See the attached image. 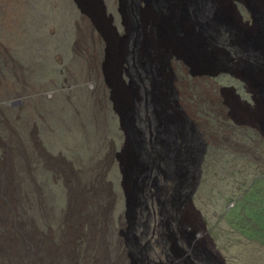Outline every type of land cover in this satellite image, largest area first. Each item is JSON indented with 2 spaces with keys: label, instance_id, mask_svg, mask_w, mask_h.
I'll use <instances>...</instances> for the list:
<instances>
[{
  "label": "rangeland",
  "instance_id": "obj_1",
  "mask_svg": "<svg viewBox=\"0 0 264 264\" xmlns=\"http://www.w3.org/2000/svg\"><path fill=\"white\" fill-rule=\"evenodd\" d=\"M99 1L0 0V228L17 215L28 230L32 224L51 235L47 252L57 264L72 260L65 245L72 221L82 222L75 240L90 264L102 257L100 219L114 222L115 241L124 229L118 221L129 222L126 135L116 106L123 87L111 40L113 26L125 34L133 24L123 18L129 0H101L118 24L104 22ZM121 67L130 85L129 66ZM176 73L189 114L196 111L202 131L213 134L194 198L208 233L228 264H264V128L252 121L263 117L233 113L240 114L237 95L255 105L233 76ZM245 120L259 126L257 135ZM11 241L3 236L2 250Z\"/></svg>",
  "mask_w": 264,
  "mask_h": 264
},
{
  "label": "water",
  "instance_id": "obj_2",
  "mask_svg": "<svg viewBox=\"0 0 264 264\" xmlns=\"http://www.w3.org/2000/svg\"><path fill=\"white\" fill-rule=\"evenodd\" d=\"M99 3L104 22L118 24ZM123 8L125 24L133 27L119 34L113 26L111 41L123 87L116 106L126 135L130 229L140 222L145 228L158 224L164 231L160 242L171 246L174 256H180L176 240L182 238L196 244L199 258L210 260L205 243L185 231L186 215L202 217L194 198L210 143L196 111L190 115L181 103L176 72L192 77L229 74L252 94L256 108L241 103L239 95L233 100L248 114L264 115V0H129ZM124 62L130 85L121 76ZM255 122L264 128V117Z\"/></svg>",
  "mask_w": 264,
  "mask_h": 264
},
{
  "label": "flooded vegetation",
  "instance_id": "obj_3",
  "mask_svg": "<svg viewBox=\"0 0 264 264\" xmlns=\"http://www.w3.org/2000/svg\"><path fill=\"white\" fill-rule=\"evenodd\" d=\"M176 85L178 87V83ZM180 100L184 109L188 111L189 103L182 100L181 92ZM239 100L249 109L253 110L256 108L254 104L252 105L251 103L242 100L240 97ZM254 122L252 123L248 120L244 121V123L252 129L253 134L257 135V130L259 128ZM247 129L248 127H246V131L243 133L241 132V135L237 134L235 138L248 136ZM212 135L213 134L210 132H203V136L206 140L208 136ZM255 145L257 148L259 147L261 149L260 141L256 142ZM248 151H252L255 155V150H253L252 147H250ZM111 207L112 206L109 204L103 212L109 211ZM114 207L115 209H120L122 206L119 203L118 206L114 205ZM189 209L190 207L187 206L186 210ZM137 217L139 220L144 219L142 213H138ZM189 217L195 219V222L191 223V225L187 224L185 231L196 237L198 236L205 243L206 252L209 254L210 260L199 258L196 254V244L182 240V238L176 240V247H178L177 254L180 253V256H174L171 246L166 247L160 242L161 235L164 231L158 224H154L153 226L151 224L148 228H145L142 225V222H140L138 226L130 229L129 222L126 223L120 219L118 224L124 227V229L119 231L118 235L120 237L115 241V232L113 231L114 222H107L105 216L103 218L104 220L100 219L99 221V229L103 231V235L101 239H98L100 243H97L98 251L101 252L97 255H101L102 257L99 261L97 260L95 264H228L226 257L222 255L214 243V240L210 237L206 222L203 221V217H200L197 213L186 215V218ZM156 218L159 217L157 216ZM15 220L14 223L10 225L7 224L2 229L0 228V264H6L5 258L8 259L9 264H46L45 261L49 262V264H57L60 259L54 260L52 258L53 256L51 254L48 255L47 252L48 244L51 241V235L44 236V234L40 233L32 224L29 226L30 230H28L27 227L23 226L25 223L17 221V215ZM197 220H200L204 229L203 231H200L195 227ZM72 222L73 231L71 232V237L66 240L70 241V245L64 243L68 247L67 256L69 259H72L68 261V264H90L88 259H86L88 254L83 253L87 249L83 250L81 243L76 242L75 240L82 235V222ZM31 230L32 232H30ZM5 235H8L12 241L10 245L7 247L5 246L4 250H2V241L3 236ZM129 235H131V239H128ZM101 250L104 251V253Z\"/></svg>",
  "mask_w": 264,
  "mask_h": 264
},
{
  "label": "bare ground",
  "instance_id": "obj_4",
  "mask_svg": "<svg viewBox=\"0 0 264 264\" xmlns=\"http://www.w3.org/2000/svg\"><path fill=\"white\" fill-rule=\"evenodd\" d=\"M238 110H239V112H240L239 115H240L241 117H245L246 115H248V113H247L245 110L241 109V107H239ZM242 110H243L246 114H245ZM257 115H258V117H257L258 119L261 118V117H264V115H262V114L259 113V112L257 113ZM260 115H261V116H260ZM255 118H256V117H255ZM262 119H263V118H262ZM251 120H252V119H251ZM253 121H255V120H253ZM256 121H257V120H256ZM123 157L125 158L126 156H123Z\"/></svg>",
  "mask_w": 264,
  "mask_h": 264
}]
</instances>
